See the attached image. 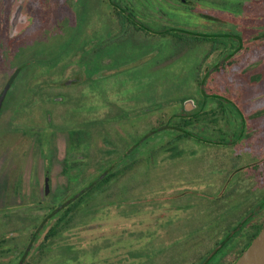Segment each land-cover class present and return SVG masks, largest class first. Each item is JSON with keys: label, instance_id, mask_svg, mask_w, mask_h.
Returning <instances> with one entry per match:
<instances>
[{"label": "rangeland", "instance_id": "374dc122", "mask_svg": "<svg viewBox=\"0 0 264 264\" xmlns=\"http://www.w3.org/2000/svg\"><path fill=\"white\" fill-rule=\"evenodd\" d=\"M81 1L0 0V264H233L264 226V0H130L124 38Z\"/></svg>", "mask_w": 264, "mask_h": 264}, {"label": "trees", "instance_id": "16d2710c", "mask_svg": "<svg viewBox=\"0 0 264 264\" xmlns=\"http://www.w3.org/2000/svg\"><path fill=\"white\" fill-rule=\"evenodd\" d=\"M84 1H88L89 3H91L93 0H84ZM84 1H81V8L82 9L84 7H86V5L89 4V3L88 4H85ZM128 3H130V0H112V5L115 7L116 18H117V21H118V24H119V27H120L119 28V32H120L119 37L120 38H124L125 36L129 35L130 32H132V31H143L145 33H150V31L148 30V28L144 24H142L141 22H139L136 19L135 14L133 12L128 11V7H129ZM80 18H81V15H79V19ZM167 32L169 34L173 35L174 37H177L178 40L194 41V40H200V39L209 40L211 38V37L209 38L206 35H201V34H196V33H190V32H187L188 34H184V33L182 34V33L176 32L174 30H166V31H164V33H167ZM222 36L223 37H226V38H229V40L232 42L231 45H230L229 53H228V56L229 57L230 56H233L236 52H238L241 49V47H242V41H241V38L238 35L229 32V33L223 34ZM212 39H213L214 42H216L218 40L216 37H213ZM103 41H104V39L99 40V43H98L99 44V48L102 47ZM234 42L237 43L236 46H235ZM81 45H82V48H83L85 46V43L82 42ZM115 58L116 59H114L111 64H108V65L104 66L105 67V70H109V71L110 70H114V69H117L119 67H122V66H124V65H126L128 63V60H126V61L120 60L119 59L120 56H116ZM99 61H100V58L98 57L97 58V63L92 68L91 67H88L86 69V71H87V77H92L93 75H95L99 71H103L104 67L98 64V63H100ZM217 100H218V103H219L220 108H221V110H222L223 113H226L227 114V111H228L227 110V106L228 105L229 106L231 105L232 107H234V109H236L238 111L237 107L231 101H229V100L225 101L226 103H225V106H224L223 100H221V98H218ZM194 114L197 115L198 112H195ZM238 114H240L239 111H238ZM183 123H184L183 125L185 127H188V126L192 125V121L191 120H183ZM159 129L160 130L161 129H164V127L160 126ZM159 129H156V131L159 130ZM151 133H153V132H151ZM186 134L187 135H190L189 134V131L186 132ZM137 145L138 144H136L134 147H136ZM55 214H56V212H53L51 215L54 216ZM262 228L263 227L257 229V232L253 235L252 240H253V238L256 235H258V233L260 232V230ZM250 242L248 243V245L250 244ZM248 245L245 247V249L248 247ZM213 258H215V255L213 257H211L207 261V263H205V264H210L211 261L213 260Z\"/></svg>", "mask_w": 264, "mask_h": 264}, {"label": "water", "instance_id": "95a60500", "mask_svg": "<svg viewBox=\"0 0 264 264\" xmlns=\"http://www.w3.org/2000/svg\"><path fill=\"white\" fill-rule=\"evenodd\" d=\"M233 264H264V226Z\"/></svg>", "mask_w": 264, "mask_h": 264}, {"label": "flooded vegetation", "instance_id": "af4514ba", "mask_svg": "<svg viewBox=\"0 0 264 264\" xmlns=\"http://www.w3.org/2000/svg\"><path fill=\"white\" fill-rule=\"evenodd\" d=\"M251 243V242H250Z\"/></svg>", "mask_w": 264, "mask_h": 264}]
</instances>
